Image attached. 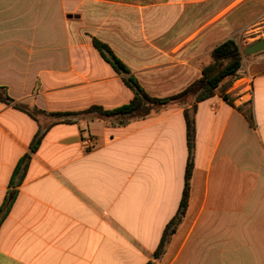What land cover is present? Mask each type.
I'll return each instance as SVG.
<instances>
[{"label": "crops", "instance_id": "obj_1", "mask_svg": "<svg viewBox=\"0 0 264 264\" xmlns=\"http://www.w3.org/2000/svg\"><path fill=\"white\" fill-rule=\"evenodd\" d=\"M263 15L264 0H0V86L14 100L0 99V264L151 261L182 199L193 106L187 210L158 264H264V51L243 52L248 75L200 101L196 87L125 123L49 115L134 98L95 39L166 98L199 82L211 51L239 43Z\"/></svg>", "mask_w": 264, "mask_h": 264}, {"label": "trees", "instance_id": "obj_2", "mask_svg": "<svg viewBox=\"0 0 264 264\" xmlns=\"http://www.w3.org/2000/svg\"><path fill=\"white\" fill-rule=\"evenodd\" d=\"M94 44L101 51L103 57L109 61L117 71L121 72L124 75L125 82L134 90V98L128 103L120 107H117L112 110H105L100 106H93L84 111L80 112H51L49 115L53 121H62V122H76L78 116L88 115L91 112H98L102 116H124L127 117L122 120V123H125L128 117L137 116L146 110L149 105L155 103H167L172 100L184 99L194 88H198L195 93V100L200 101L206 98L213 96L216 91L222 87L223 81L226 78L229 80H234L237 76L238 69L242 66L243 60V50L241 45L235 39H228L219 45H217L211 51V62L203 69V77L199 82H196L193 86L188 87L182 93L173 95L166 98H158L150 96L143 87L137 82V80L130 74L126 66L114 55L112 50L104 43L94 40ZM202 82V84H200ZM227 85L225 84L223 89H226ZM0 99L10 103L14 100L7 94L5 87L0 86ZM19 106L18 104H15ZM250 121L253 120L252 109L241 108ZM195 111L196 107L185 108V118L187 123V139L189 147V157L186 166L185 174V187L183 190L182 199L177 214L167 223L159 246L154 252L153 259L147 264H158L160 258L164 255L166 248L171 240L173 234L177 231L179 225L182 223L185 216L188 200L190 196L191 188V178L194 169V148H195V137H196V125H195ZM36 113V111L34 112ZM45 129L41 128L31 144V151L23 159L21 163L18 164L15 174L18 176V181L24 175L27 164L31 157V153L35 152L45 134Z\"/></svg>", "mask_w": 264, "mask_h": 264}, {"label": "built area", "instance_id": "obj_3", "mask_svg": "<svg viewBox=\"0 0 264 264\" xmlns=\"http://www.w3.org/2000/svg\"><path fill=\"white\" fill-rule=\"evenodd\" d=\"M242 35H244L245 39L247 42H254L258 40L264 39V15L259 18V20L252 25L250 28L245 30ZM237 76L239 78L245 77L248 75L247 68L242 65L238 71H237Z\"/></svg>", "mask_w": 264, "mask_h": 264}, {"label": "water", "instance_id": "obj_4", "mask_svg": "<svg viewBox=\"0 0 264 264\" xmlns=\"http://www.w3.org/2000/svg\"><path fill=\"white\" fill-rule=\"evenodd\" d=\"M261 51H264V40H259L248 45L243 52L245 55L250 56L253 54H257Z\"/></svg>", "mask_w": 264, "mask_h": 264}, {"label": "rangeland", "instance_id": "obj_5", "mask_svg": "<svg viewBox=\"0 0 264 264\" xmlns=\"http://www.w3.org/2000/svg\"><path fill=\"white\" fill-rule=\"evenodd\" d=\"M245 37L244 35L241 34V36H239L238 40H239V44L241 45V47L245 46L244 42H245Z\"/></svg>", "mask_w": 264, "mask_h": 264}]
</instances>
